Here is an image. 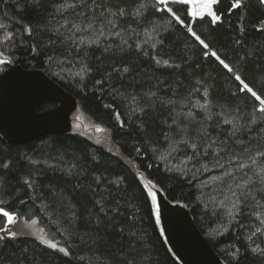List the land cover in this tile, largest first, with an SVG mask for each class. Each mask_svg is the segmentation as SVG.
Wrapping results in <instances>:
<instances>
[{"label":"trees","instance_id":"1","mask_svg":"<svg viewBox=\"0 0 264 264\" xmlns=\"http://www.w3.org/2000/svg\"><path fill=\"white\" fill-rule=\"evenodd\" d=\"M230 2L219 0L214 6L218 14L222 13L223 23L213 25L206 16L203 21L196 19L192 25L194 31L210 43L207 51L218 50L222 58L227 55L226 62L237 61L236 51L245 55L248 50H258L264 45V8L258 6L256 0H245L247 11L242 13L241 9L232 10ZM87 3L91 5L92 0H87ZM96 3L100 5L97 12L102 11L110 19H116L114 14L123 10L125 15L117 23L123 25L127 22L128 27L141 31L127 14L136 12L148 0H96ZM22 7H25L23 0H0V24L4 25L0 29V50L4 56L24 69L42 71L74 96L83 113L110 132L112 143L123 157L147 179H154L169 201L189 209L200 232L224 264H229L226 256L230 251L229 245L236 244L244 252V242L240 237L259 226V221L255 216L249 218L242 210L239 220L245 227L233 224L228 232L220 235L222 224L228 217L225 215L227 208H220L218 204L223 201L227 205L234 199L228 192L229 187L240 191L233 180L224 175L226 169L233 172L236 179L243 172L253 177V171L245 168L242 172L236 165L241 161L251 163L249 153L242 151V146L249 147L254 153L258 143L264 145L261 139L264 133L258 132L257 126H252L251 132L237 133L230 139L232 126L223 121L235 117L243 124L253 111L254 98L247 93L232 96V92H237L238 83L232 74L211 56L205 58V50L186 34L184 28L175 22L170 23L161 14L152 16L151 8L145 15L170 32L164 33L167 36L164 51L160 52L159 46L150 48L152 40L147 35L132 37L128 42L134 45L138 39L143 45L142 50L148 51L149 56L142 55V50L135 49V46L132 50L119 51L115 46L120 41L119 37H96L94 32L77 34V40L81 37L85 40L96 38L100 42L99 46L91 44L84 47L89 52V63L101 71L94 70L81 82L79 77L71 76L69 71H62L57 64L49 62L48 55L53 54L54 47L57 60L63 59L59 53L64 49L58 44H44L49 37L56 39L54 33H34V38H28L26 33L19 35L30 24L35 27L38 19L26 7L22 11ZM70 13L71 10L66 14L70 19L82 22L76 21ZM178 14L184 18L183 13ZM242 14L243 21L240 20ZM58 20L59 14L55 18L46 16L45 23L50 21L49 27L59 28ZM185 22L188 23L187 20ZM93 23L96 28L103 27L95 20ZM241 26L245 30L246 41L238 49L234 39ZM144 31L149 32L150 28L145 27ZM6 34L14 36L11 44L4 41ZM20 39H24V45L18 43ZM145 40H148L147 44L143 43ZM109 43L113 45L112 51L105 53L103 49ZM32 44L37 47L35 57L31 53ZM157 52L160 55L156 58L169 60L171 66L156 64L151 56ZM113 66L129 67L130 71L121 75L112 71ZM231 66L264 98V89L257 86L264 75V59H249L246 66L237 61ZM64 67L74 73L79 65L72 68L66 63ZM109 72L111 76L107 75ZM97 80L103 83H96ZM205 89H208L207 97L203 95ZM205 100L210 101V113L197 106ZM255 106L258 107L259 102H255ZM54 107V103H47L41 110ZM235 107H240V111H235ZM132 109L144 111L133 113ZM117 112L124 121V128L118 126ZM141 124L144 125L143 131L139 127ZM166 135L169 137L167 140ZM185 139L196 142L200 152L212 139L217 143L207 148L208 156L201 155L198 160L193 158L186 164H181L185 153L188 156L193 153L183 144L180 145L183 151L172 153L175 159H160L161 155H167L170 143L178 144ZM235 140L242 141V144L235 143ZM221 141H225L231 151H222L214 159V150ZM233 156L239 159H232ZM262 159L257 157L258 162ZM146 165L152 167L147 168ZM176 165L190 171H166L167 167ZM97 176L99 181L95 179ZM136 177L135 171L121 157L80 135L48 136L39 141L13 145L0 134V208L26 221L37 220L48 238L69 252L65 255L34 239L21 237L6 241L0 248V264H180L164 235L160 234L154 216L150 217ZM257 199L261 197L257 195ZM117 202L119 211H114ZM102 207L104 211H101ZM4 224L5 217L0 213V226ZM256 242L264 248L261 240ZM241 264L262 262L245 253Z\"/></svg>","mask_w":264,"mask_h":264},{"label":"snow or ice","instance_id":"2","mask_svg":"<svg viewBox=\"0 0 264 264\" xmlns=\"http://www.w3.org/2000/svg\"><path fill=\"white\" fill-rule=\"evenodd\" d=\"M19 2V0H18ZM219 0H148V3L142 4V6L137 9L134 13H128L127 15L133 18V22L136 23L137 28H140L141 31H136V29H132L128 27L127 22L123 25L118 24L117 20L120 17L125 15L123 10L118 11L115 13L116 19L108 18L102 11L99 13L97 10L99 9L100 5L96 3V0H92V4L89 5L87 0H23V4L28 11H31L38 19L36 22V26H32L31 24L23 28V32L19 33L20 36H23L24 33L27 34L28 38H34V33H41V32H52L56 35V39L53 40L51 37L47 41H44L45 45H59L62 50L59 55L63 57V59L57 60L55 55L56 48L52 49L53 54L48 55L49 62L53 64H57V66L61 67L62 71H69V75L74 77H79L81 82L92 73L94 70L99 72L101 69L97 66L95 69L89 63L90 56L87 48L85 45L96 44L99 46V40L94 38L91 40H85L84 38H80L77 40V34L80 33H95L96 37L100 36H115L119 37L120 41L115 46L116 48L121 51H128L132 50L133 46L135 49L142 50L143 45L137 39L134 41L133 44H129V39L132 37L139 38L142 35H147L149 40H152V43L149 45L150 48L156 49L158 46L160 48V52H163L164 49L167 47L165 41L167 36L164 33H169V29L162 28L160 24H157L155 20L149 18L145 15L149 8L152 10V16H156V14H161V17L168 18L169 22H175L180 27L186 30V34L189 35L195 42H198L199 45L202 46L204 53V57L211 56L214 58L219 65L223 67V69L227 70L228 73L232 74V78L237 83V92H232L231 95L234 97H238L239 94L247 93L250 94V98H254L253 103V111L247 118L244 120V123L241 124L239 119H227L225 118L223 123L227 125H231V130L229 133V138L232 139L236 136L237 133H243L245 131L251 132L253 130L252 126H257L258 132L264 133V98H262L261 94H258V91L253 90V86H250L249 83L245 82V79L242 78L241 74H237L236 69L231 66L232 63L237 61L243 62L246 66L247 61L249 59L255 61L257 58L264 59V45L258 50H248L245 55H240L239 51H236L237 61H228L227 55L224 58L221 57V54L218 50H211L207 51L210 48V43H206L205 39L201 38L200 35L194 31L193 24L195 23L196 18H199L200 21H203L205 17L210 18V23L215 25L217 23H223L222 20V13L218 14V10H213L214 6L218 5ZM258 6L264 8V0H256ZM189 5L191 7H189ZM251 5L249 4V7ZM25 7H22V11L25 10ZM230 8L232 10L241 9L242 13L246 12L247 9L245 8V0H231ZM50 9V11H49ZM71 10V16L76 18V21H82L81 23H77L70 19L67 13ZM79 10V11H78ZM178 13H183L184 18H181V15ZM59 14L60 20L57 23L60 24L59 28L56 27H49L50 21L48 24L45 23L46 16H50L55 18ZM92 17V19H89ZM192 18V19H189ZM244 15L240 16V20L243 21ZM93 20L103 25L101 28H96ZM188 21L186 23L185 21ZM62 21V22H61ZM4 27L3 24H0V29ZM150 28L149 32H145L144 28ZM61 29L65 31L62 32ZM107 29V31H105ZM244 28L241 26L239 29L238 36L234 39V43L237 48H241L245 45L246 37L244 35ZM127 36V38H125ZM4 41L11 44L14 40V36L5 35L3 37ZM20 45H24V39H20L18 41ZM143 43L147 44L148 40H145ZM65 46H67L65 48ZM113 48L112 44H106L103 51L105 53L111 52ZM83 49V51H81ZM160 52L155 53L151 56V58L155 61L156 64H163L167 66L170 65V61L167 59H157L156 57L160 55ZM31 53L33 57L37 55V47L35 44L31 45ZM69 54L71 57L69 58ZM116 53H113L115 55ZM142 55L149 56L150 53L148 51L142 50ZM79 57V59H77ZM12 60L8 58H4V53L0 50V66L3 65H11ZM71 65L72 68H76L79 65L78 70L74 73L71 72L69 69H66L64 66L65 64ZM175 67H179V65H175ZM4 69L0 67V72H3ZM113 72L119 73L123 75L124 73H128L130 71L129 67H115L113 66ZM59 75V73H57ZM108 76H111L112 73H107ZM96 83H103L102 80H97ZM257 86L261 89H264V75H262L257 82ZM113 91H117L113 89ZM199 91V90H197ZM208 89H205L203 95L205 97L208 96ZM119 95H123V93H119ZM248 97H245L247 99ZM115 99V97H114ZM135 100V97H133ZM255 102H259V106H255ZM231 103V102H230ZM210 101L205 100V103L197 105L199 108L205 110V112L210 113L209 109ZM107 108H111V105H105ZM137 110L143 112V109H132L133 113ZM231 110V109H230ZM235 111L239 112L240 107H235ZM189 115H192L189 113ZM223 115V113H220ZM116 120L118 122V126L120 128H124L125 124L124 121L121 119L120 113H115ZM211 119V115L208 116ZM141 131L144 130V125L141 124L140 126ZM99 131H103L104 129H98ZM205 135L207 136L206 129L204 130ZM165 139H169L166 135ZM264 140V137H261ZM235 143L242 144V141L235 140ZM217 141L215 139L211 140V143H207V148H211L213 144H216ZM251 141H249V144ZM183 144L187 148L192 149V156H188L185 153V159L181 161V164H186L189 161H192L193 158L197 160L201 155L208 156L207 148H204L202 152L197 151V143L192 142L189 140H181L178 144H169L167 155H161L160 159L167 160L169 157L175 159L176 157L172 156L173 152L183 151L180 145ZM138 151V150H137ZM230 152L231 148L226 144L225 141H221L217 148L214 150V159L218 157L220 152ZM242 151L249 153V160L251 161L250 164H246L244 162H240L236 165L238 169L243 172V169L247 168L253 171V177H248L247 172H243V175L236 179L233 177V172L225 170L224 175L231 178L233 183L236 186V189H240L237 192L232 187L228 188V192L234 198L229 200L228 204L226 205L223 201L219 202L218 206L220 208H227V212L225 215L228 217L226 221L222 224L223 232H220V235L228 232L229 229L232 227L233 224L238 225L240 228H244L245 225L240 223L239 218L242 215V210H244L249 218L251 216H255L256 220L259 221V226H256L254 229H250L246 235H241L240 240L244 242V252L241 251V248L236 246V244H231L228 247L230 251L226 253V256L229 259V264H241V257L245 256L247 253L249 256H253L258 258L262 264H264V248L257 243V239L261 240L264 243V159L258 162L257 157L264 158V145L260 143L257 144L256 150L253 153L252 150L247 146H242ZM232 159H239L238 156H233ZM232 160H229L231 163ZM216 163L219 164V160H216ZM255 166V167H253ZM6 167V165H5ZM147 168H151L152 165H146ZM195 167V165H193ZM223 167V165H220ZM173 170L179 171L181 173L185 171H190V169L182 168L180 165L176 166H169L166 168V171L171 172ZM199 171V169H197ZM150 175V174H149ZM247 177V179H244ZM96 181L100 180V177L97 176ZM138 181V185L140 186L141 194L143 196V202L147 205L148 213L151 216H154L155 223L160 224L163 216V209H162V200L164 195V190L159 187L157 182L149 178L146 182H144L145 177L144 175H139L136 177ZM118 183V182H116ZM257 195L261 197V199H257ZM166 202V201H164ZM99 203V201H97ZM250 209H256V211H248ZM101 211H104V208H101ZM114 211H119V203L117 202V206ZM0 212H2L3 217L7 218V224L10 225L16 220V215L13 213H9L8 211H4L3 208H0ZM215 215V210L213 211ZM35 223V221H33ZM121 233H123V228L120 229ZM160 234L163 235L164 228H160ZM135 235V233H132ZM210 236L212 233L209 234ZM17 238V233L15 231H10L9 228L5 226H0V248H3L4 244L8 240H15ZM42 243H44L47 247L57 250L65 255H69V252L64 247H58L57 243L50 242L48 240H44L41 238Z\"/></svg>","mask_w":264,"mask_h":264},{"label":"water","instance_id":"3","mask_svg":"<svg viewBox=\"0 0 264 264\" xmlns=\"http://www.w3.org/2000/svg\"><path fill=\"white\" fill-rule=\"evenodd\" d=\"M47 103L55 107L42 111ZM78 107V100L42 71L14 65L0 75V134L10 144L71 134V116ZM162 209L163 235L180 264H224L186 206L164 194Z\"/></svg>","mask_w":264,"mask_h":264},{"label":"rangeland","instance_id":"4","mask_svg":"<svg viewBox=\"0 0 264 264\" xmlns=\"http://www.w3.org/2000/svg\"><path fill=\"white\" fill-rule=\"evenodd\" d=\"M189 7L191 6L189 5ZM196 19H199V18H196ZM4 58H8V57L4 56ZM14 65L16 64L13 61L11 65H3L0 67H2L4 69L3 72H5L9 67L14 66ZM3 72H0V75ZM71 124H72L71 134L80 135L82 137H85L86 139L90 140L95 145L102 147L107 152L111 153L112 155L121 157L135 171L137 176L143 175L142 173L138 171V169L133 163H131L128 159H126L125 157L121 155L119 149L111 141L110 132L107 129L95 124L89 117H87L83 113L80 107H78V109L72 114ZM98 129H104V130L99 131ZM146 181H147V178L145 177L144 182ZM33 221H35V223H33ZM5 225L9 228L10 231H15L17 233L16 239L21 238V237L31 238V239L38 241L39 243L43 245L45 244L42 243L41 238H43L44 240L53 242L48 238L45 231L40 227L37 220L26 221L25 219H22L16 215V220L10 225L7 224V218L5 217L4 226ZM158 227L160 229L161 224H158Z\"/></svg>","mask_w":264,"mask_h":264}]
</instances>
